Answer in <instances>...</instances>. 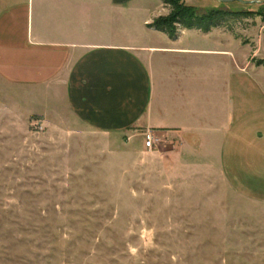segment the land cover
I'll use <instances>...</instances> for the list:
<instances>
[{
	"label": "rangeland",
	"instance_id": "obj_1",
	"mask_svg": "<svg viewBox=\"0 0 264 264\" xmlns=\"http://www.w3.org/2000/svg\"><path fill=\"white\" fill-rule=\"evenodd\" d=\"M187 4L260 14L225 27L264 87V0ZM210 151L153 129L96 132L60 93L0 82V264H264V187Z\"/></svg>",
	"mask_w": 264,
	"mask_h": 264
},
{
	"label": "crops",
	"instance_id": "obj_2",
	"mask_svg": "<svg viewBox=\"0 0 264 264\" xmlns=\"http://www.w3.org/2000/svg\"><path fill=\"white\" fill-rule=\"evenodd\" d=\"M164 12L161 0H0V82L60 93L96 132L195 140L230 179L260 190L264 87L251 73H261L237 57L238 33L181 29L171 39L151 27Z\"/></svg>",
	"mask_w": 264,
	"mask_h": 264
},
{
	"label": "trees",
	"instance_id": "obj_3",
	"mask_svg": "<svg viewBox=\"0 0 264 264\" xmlns=\"http://www.w3.org/2000/svg\"><path fill=\"white\" fill-rule=\"evenodd\" d=\"M161 1L170 9V14L157 19L151 27L165 33L171 39L177 36L180 28L208 34L215 29L226 28L229 20L240 21L260 15L254 11H226L222 9H213L202 14L196 7L188 5L187 0ZM261 65H264V62Z\"/></svg>",
	"mask_w": 264,
	"mask_h": 264
},
{
	"label": "built area",
	"instance_id": "obj_4",
	"mask_svg": "<svg viewBox=\"0 0 264 264\" xmlns=\"http://www.w3.org/2000/svg\"><path fill=\"white\" fill-rule=\"evenodd\" d=\"M157 144L156 137L152 132H149L145 136V146L148 150H153Z\"/></svg>",
	"mask_w": 264,
	"mask_h": 264
},
{
	"label": "water",
	"instance_id": "obj_5",
	"mask_svg": "<svg viewBox=\"0 0 264 264\" xmlns=\"http://www.w3.org/2000/svg\"><path fill=\"white\" fill-rule=\"evenodd\" d=\"M217 1L220 3H223V4H230V3L236 2L238 0H217Z\"/></svg>",
	"mask_w": 264,
	"mask_h": 264
}]
</instances>
